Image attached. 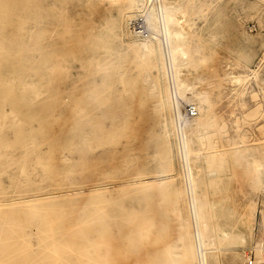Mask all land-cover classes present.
I'll list each match as a JSON object with an SVG mask.
<instances>
[{
  "label": "rangeland",
  "instance_id": "1",
  "mask_svg": "<svg viewBox=\"0 0 264 264\" xmlns=\"http://www.w3.org/2000/svg\"><path fill=\"white\" fill-rule=\"evenodd\" d=\"M150 1L0 0V264H185L186 217L200 263L194 208L174 211L191 182L176 112L193 104L168 107L172 68L132 52L142 39L130 28ZM173 4L186 17L175 27L189 53L181 77L198 92L220 84L208 99L223 135L214 127L209 149L194 139L190 156L207 264H264V0ZM144 182L157 191L136 194ZM120 187L131 196L116 197Z\"/></svg>",
  "mask_w": 264,
  "mask_h": 264
},
{
  "label": "bare ground",
  "instance_id": "2",
  "mask_svg": "<svg viewBox=\"0 0 264 264\" xmlns=\"http://www.w3.org/2000/svg\"><path fill=\"white\" fill-rule=\"evenodd\" d=\"M115 2H124L127 5H130V8H133L135 6H138L137 3H139V0H113ZM174 0H151L150 2H152L149 5V9L148 12L146 14V21H147V26L154 32L155 34H158L163 27H165V31H164V39L161 35H155L156 38H154L155 36H151V37H147V38H143L138 36L137 34H135V32L133 30L130 31L131 33L135 34L136 36H138V38L140 37L142 41L140 44H138L137 46H135L132 50L133 54L135 57H140L143 56L145 57V59L147 61H151L153 59V57L157 56L158 58V65L160 70H162V72L164 73V68L166 66V61L169 64V68H172V71L174 73V79H175V85H176V97L173 94V102L171 101V94L169 95L167 86L164 88L163 90V96H164V100L165 103L168 107L171 108V103L172 106L174 105L173 103L178 102L179 99L181 98H185L184 100H187L188 102H191L193 104V106L195 107L196 110V115L190 118H186L183 122V124H185L187 130H186V134L182 136L181 139V145L183 151L185 152V161L187 163V168L189 169L188 172V176H189V180H191L190 182V187H189V183H188V188L187 190L180 188L177 191L174 192V197H178V203H176V201L174 203L178 204L175 207V213L176 214H180V208H179V204H181L184 207V204L186 203V206L188 205V210L190 209L189 207H193L194 208V215H192L194 218H192L194 220V228L196 226V240H198V243L200 245V248L197 247V249L199 250V252L197 251V254L199 253V260L201 264H207V252L209 254V250L210 248H208L209 244H208V234H209V227L207 224V220H206V216H205V200L203 201V198L200 196V194L198 193V185L196 183V178L194 176V167H192V160L190 159V156H193L195 154L196 151H194L192 149V142L195 139L196 141L200 142L202 147H204L205 145H207V149L208 146L214 147L216 148V145H218L217 143L219 142V140L216 139L217 137V133L220 134V129L218 130L216 127V122L215 120L212 121L214 119H211V113H212V103L209 101L208 99V95L212 94V92L214 91V88L219 87V85H215L212 88L208 87V89L203 88L201 91H196L197 86L201 84V82L199 80L194 81V82H189L186 79L181 77V73L184 67V59L189 56L188 51L183 48L182 46V42L185 38H181L179 33L176 31L175 27L177 24L179 25H185L183 23L186 22V17L184 15V10L182 11L181 7H178L176 4H173ZM146 2H149V0H146ZM177 2V1H176ZM144 3V1H143ZM157 3V4H156ZM188 3V2H187ZM114 5V4H113ZM110 6V5H109ZM136 8V7H135ZM139 8V6L137 7V9ZM145 8H148L147 6ZM136 10V9H135ZM144 10V9H143ZM133 12V11H132ZM144 11H142L143 13ZM141 13V14H142ZM186 13V12H185ZM138 13H129L126 20L128 22H130L132 24V22L135 20V18L138 16ZM181 16V17H180ZM178 25V26H179ZM182 25L180 26V28H182L181 30H183ZM128 27V26H127ZM188 29V28H187ZM186 29V30H187ZM126 30V29H125ZM127 31V30H126ZM182 32V31H181ZM187 32V31H186ZM185 33V31L183 32ZM189 34V32H188ZM188 34H186L188 36ZM185 35V36H186ZM190 37V36H189ZM186 37V38H189ZM163 42H161V41ZM186 40V39H185ZM190 41V39H189ZM184 44V43H183ZM164 47V51L165 54L163 53V48ZM186 47V46H185ZM189 48V47H188ZM166 55V56H165ZM216 55V54H215ZM167 57V59H166ZM155 60V59H154ZM164 75V74H163ZM217 75V74H216ZM215 76V75H214ZM246 76V75H245ZM228 77L230 79L229 76H225ZM233 77V76H232ZM235 77V76H234ZM244 77V76H243ZM214 79V78H213ZM221 79V78H220ZM224 79V78H223ZM250 79V78H249ZM244 80V79H243ZM221 81V80H220ZM219 81V82H220ZM230 82V81H229ZM235 82V81H234ZM240 83V79L236 78V83ZM242 82V81H241ZM245 82V80H244ZM232 83V82H231ZM237 83V84H238ZM166 85V84H165ZM214 85V83H213ZM239 85V84H238ZM209 89H211V91H209ZM237 89V88H236ZM39 93V92H38ZM38 95V94H37ZM36 97V96H35ZM171 101V102H170ZM233 103V102H232ZM219 105V104H218ZM217 106V105H216ZM215 106V107H216ZM214 107V108H215ZM231 115V114H230ZM219 116V115H218ZM176 117L178 120H181V118H183V114L180 110H178L176 112ZM175 117V118H176ZM174 118V119H175ZM15 120V119H14ZM13 120V121H14ZM217 120V119H216ZM17 121V120H16ZM173 121V118H172ZM259 121V120H258ZM174 122H172L171 124V129H170V133H174ZM218 130V132H211V130ZM227 127V126H226ZM221 129H225L223 127H220ZM240 128V127H239ZM226 134V133H225ZM223 135V134H220ZM219 135V136H220ZM240 135V134H239ZM246 138V137H245ZM245 138H243L245 140ZM235 139V138H234ZM221 140V139H220ZM230 140V139H228ZM236 140V139H235ZM221 142V141H220ZM220 144H223V142H221ZM229 144V143H228ZM243 144V143H242ZM245 144V143H244ZM223 146V145H221ZM234 146V145H233ZM232 147V146H231ZM225 148V147H224ZM213 149V148H212ZM223 149V148H222ZM207 151V150H206ZM211 151V150H210ZM201 153V152H199ZM218 153V152H217ZM198 154V152H197ZM214 156H217V154H213ZM221 156V155H220ZM213 157V156H212ZM36 159V158H35ZM38 159V158H37ZM254 162H253V169L254 171H258L261 168V164L258 160H256L255 158ZM236 161L241 160L240 157L236 156L235 157ZM40 161V160H39ZM244 161H247L244 160ZM7 162V161H5ZM11 162V161H9ZM8 162V163H9ZM18 163V162H17ZM238 163V162H237ZM248 163V162H247ZM190 164V165H189ZM16 165V164H14ZM12 165V166H14ZM2 166V165H1ZM0 166V167H1ZM4 166V165H3ZM249 166V165H248ZM10 167V165H9ZM251 167V166H250ZM246 168V167H245ZM263 168V167H262ZM22 169V168H21ZM4 170V169H3ZM183 170V169H182ZM244 170V169H243ZM5 171V170H4ZM184 172V171H183ZM245 172V171H244ZM252 171H250L249 173H251ZM1 173V172H0ZM215 173V172H214ZM260 173V172H259ZM257 175V173H256ZM252 176V174H251ZM254 176V173H253ZM237 178V177H236ZM172 179V178H171ZM174 179V178H173ZM152 183V182H151ZM149 183V184H151ZM156 183V181L154 182ZM162 183V182H161ZM187 184V183H186ZM141 186L136 190V194H145L147 192H156L157 191V187L155 185H147L145 184H140ZM163 185V184H162ZM256 184H254L255 186ZM137 186V185H136ZM159 186V185H158ZM161 186V185H160ZM258 185H256L255 188H257ZM124 187V186H122ZM122 187H120V191H119V195L116 197H128L131 196V194H127L128 190L126 191L124 188L122 189ZM105 190V189H104ZM98 191V190H96ZM126 191V193H125ZM161 191V190H160ZM135 192V191H134ZM91 193V192H90ZM89 193V194H90ZM97 193V192H95ZM127 195H125V194ZM88 194V193H87ZM88 194V195H89ZM135 194V195H136ZM207 194V193H206ZM75 195V194H74ZM78 195V194H77ZM75 195V196H77ZM84 195V194H82ZM70 196V195H69ZM79 196V195H78ZM59 197V196H58ZM62 197V196H61ZM66 197V196H65ZM71 197V196H70ZM74 197V196H73ZM103 197H112L110 195H103ZM51 199V198H50ZM57 199V198H56ZM59 199V198H58ZM119 199V198H118ZM42 200V199H41ZM48 200V199H47ZM55 200V199H54ZM120 200V199H119ZM114 201V199H113ZM40 202V201H39ZM30 203V202H28ZM111 203V202H110ZM147 203V202H146ZM121 204V203H120ZM191 204V205H190ZM11 205V204H10ZM17 205V204H16ZM28 205V204H27ZM8 206V205H7ZM174 207V205H173ZM66 208V207H65ZM64 208V209H65ZM191 208V209H193ZM174 209V208H173ZM185 209V207L183 208ZM37 210V209H36ZM100 210V209H99ZM183 212V210H182ZM98 213V212H97ZM158 213V212H157ZM160 213V212H159ZM174 213V214H175ZM192 213V214H193ZM245 213V212H244ZM143 214V213H142ZM173 214V215H174ZM178 214V215H179ZM183 214V213H182ZM96 215V214H95ZM144 215V214H143ZM184 215V214H183ZM133 216V215H132ZM140 216V215H139ZM135 217V216H134ZM178 217V216H177ZM185 217V216H184ZM91 218V217H90ZM116 218V217H115ZM185 219V218H184ZM177 220L175 218V221H181V223L183 222L182 220ZM145 220V219H143ZM151 220V219H150ZM154 220V219H153ZM86 221V220H85ZM99 221V220H98ZM146 221V220H145ZM186 221V222H185ZM182 224H179L180 226H177V228L179 227V230L177 231V238L178 240L183 242V249H181L182 251H184V253L182 252V255L184 256V263L185 264H192L193 261L195 260V249L193 246V243L191 242V239L189 238V233H188V227H187V217ZM143 222V221H142ZM148 222V221H146ZM146 222L145 225L147 224ZM173 222V221H172ZM139 223V222H138ZM160 223V222H159ZM180 223V222H179ZM196 224V225H195ZM3 225V224H2ZM1 225V226H2ZM85 225V224H84ZM130 225V224H129ZM144 225V226H145ZM148 225V224H147ZM164 225V224H163ZM133 226V225H132ZM193 226V225H192ZM130 228V227H129ZM136 228V227H135ZM162 228V227H161ZM37 229V228H36ZM132 229V227H131ZM139 228H137L138 230ZM168 229V227H167ZM2 230V229H1ZM141 230V229H140ZM148 230V229H145ZM160 230V229H159ZM195 230V229H194ZM36 231V230H35ZM58 231V230H57ZM154 231V230H153ZM168 231V230H167ZM66 232V231H65ZM139 232V230H138ZM144 232V231H143ZM149 232V231H148ZM163 232V230H162ZM194 232V231H193ZM224 232V231H222ZM151 233V232H150ZM226 233V232H224ZM139 234V233H138ZM142 234V233H141ZM140 234V235H141ZM157 234V233H155ZM1 235V234H0ZM125 235V234H124ZM132 235V234H131ZM159 235V234H158ZM127 236H130L129 234ZM126 236V237H127ZM51 238V237H50ZM131 238V237H130ZM158 239V237H157ZM135 240V239H134ZM159 240V239H158ZM157 240V242H158ZM211 241V240H210ZM4 242V241H3ZM57 242V241H56ZM154 242V241H153ZM181 242V243H182ZM59 244V243H58ZM53 246V245H52ZM51 246V247H52ZM64 247V246H63ZM127 247V246H126ZM3 248V247H2ZM89 249V248H88ZM127 249V248H126ZM196 249V250H197ZM218 249V248H217ZM48 250V249H47ZM131 250V249H130ZM136 250V249H135ZM201 250V251H200ZM205 251V252H204ZM167 252V251H166ZM169 252V251H168ZM16 253V252H15ZM73 253V252H72ZM126 253V252H125ZM131 253V252H130ZM75 254V253H74ZM135 254V253H134ZM178 254V253H177ZM41 255V254H40ZM78 255V254H77ZM132 255V254H131ZM138 255V254H137ZM181 255V256H182ZM136 256V255H135ZM198 256V255H197ZM198 256V257H199ZM60 257V256H59ZM82 257V256H81ZM170 257V256H169ZM58 258V257H57ZM183 259V258H182ZM88 260V259H87ZM168 260V259H167ZM198 260V259H197ZM91 261V260H90ZM93 261V260H92ZM8 262V261H7ZM33 262V261H32ZM173 262V261H172ZM195 262V261H194ZM178 263V262H177ZM199 263V264H200ZM150 264V263H149ZM174 264V263H173ZM196 264V263H195Z\"/></svg>",
  "mask_w": 264,
  "mask_h": 264
},
{
  "label": "built area",
  "instance_id": "3",
  "mask_svg": "<svg viewBox=\"0 0 264 264\" xmlns=\"http://www.w3.org/2000/svg\"><path fill=\"white\" fill-rule=\"evenodd\" d=\"M147 12H148V10L145 11L144 13H142L140 15V17L137 18L132 24V30L135 32V34H137L138 36L143 37V38H147V37H151V36L153 37L155 35H158V34L154 35V32L147 26V21H146ZM159 35H161L163 37V39L165 38L164 34H159ZM174 96L176 97V93H174ZM195 115H196V110H195V107L193 105H188L184 109V115H183L184 117L190 118V117H193Z\"/></svg>",
  "mask_w": 264,
  "mask_h": 264
}]
</instances>
